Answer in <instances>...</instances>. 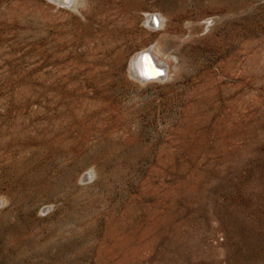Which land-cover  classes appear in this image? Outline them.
Returning <instances> with one entry per match:
<instances>
[{"label":"rangeland","instance_id":"rangeland-1","mask_svg":"<svg viewBox=\"0 0 264 264\" xmlns=\"http://www.w3.org/2000/svg\"><path fill=\"white\" fill-rule=\"evenodd\" d=\"M0 264H264V0H0Z\"/></svg>","mask_w":264,"mask_h":264},{"label":"bare ground","instance_id":"bare-ground-1","mask_svg":"<svg viewBox=\"0 0 264 264\" xmlns=\"http://www.w3.org/2000/svg\"><path fill=\"white\" fill-rule=\"evenodd\" d=\"M58 1L66 3L70 0ZM153 20L157 23L158 17H154ZM156 45L157 46L154 47L140 49V51H138L131 59L132 72L137 79L144 81L157 78L162 76L163 73H165V70L168 69L166 68L169 65L168 58L160 52L159 44ZM141 56H144L146 60L142 61Z\"/></svg>","mask_w":264,"mask_h":264},{"label":"water","instance_id":"water-1","mask_svg":"<svg viewBox=\"0 0 264 264\" xmlns=\"http://www.w3.org/2000/svg\"><path fill=\"white\" fill-rule=\"evenodd\" d=\"M142 61L146 60V58L144 56H141ZM156 59V58H155Z\"/></svg>","mask_w":264,"mask_h":264}]
</instances>
